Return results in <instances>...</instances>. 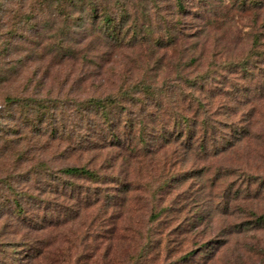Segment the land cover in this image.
I'll use <instances>...</instances> for the list:
<instances>
[{"label": "rangeland", "instance_id": "rangeland-1", "mask_svg": "<svg viewBox=\"0 0 264 264\" xmlns=\"http://www.w3.org/2000/svg\"><path fill=\"white\" fill-rule=\"evenodd\" d=\"M242 2L0 0V112L14 100L2 113L14 149L0 157L11 264H264V8ZM122 13L133 38L118 43L99 28L102 14ZM141 81L152 94L115 109L119 144L104 125L83 140L100 145L52 135L49 119L37 133L20 107L119 96ZM60 109L74 129L73 107ZM38 161L102 179L75 181L70 196L47 188Z\"/></svg>", "mask_w": 264, "mask_h": 264}, {"label": "trees", "instance_id": "trees-1", "mask_svg": "<svg viewBox=\"0 0 264 264\" xmlns=\"http://www.w3.org/2000/svg\"><path fill=\"white\" fill-rule=\"evenodd\" d=\"M55 1L59 5H62V3L66 1L75 5L77 3L82 4L84 0H55ZM245 4L248 5L250 9L255 10V11L264 8V0H243L241 5L243 6ZM88 13L90 14L92 18H95L96 13H95L94 8L92 7L89 8ZM125 16L127 15L125 13H122L121 16L118 18L119 22L116 23L115 22L116 18H112V16H110L109 14H104V15L102 14L101 16L102 24L99 28L102 31L101 33H103V35L107 37L108 39H111L112 41H115L118 43L122 41L129 42L130 39H132L133 37L129 38L128 30L123 31L122 30L123 28L121 25L123 24V21L125 20ZM121 92H120L121 94L120 93L118 94L119 96L108 95L104 98H93V99H88L84 101L71 102L72 103L71 105H68L70 103L67 104L64 101L63 102H59L56 100H49V101L46 100L45 101L43 99L27 98L25 102L21 103L20 107L27 108L26 113L32 117L30 120L26 122L28 123V125L31 126V128L34 127L37 133H39L43 129L41 125L45 123L46 119H49V121L45 124H47L46 128L52 127L51 128L52 135L59 134V133L62 135L65 132L67 133V136H68L67 138H69V140H72L70 138L72 137L70 134L72 133V131L73 132L76 131L77 132L76 141L78 145H83L82 143L95 144L93 139H90V138L87 142L83 141L87 139L85 138L86 137L85 133L92 132V134H95L96 133L95 127L98 128L99 131H103L101 129L102 128L101 125H104V127L111 132L109 134L111 141H113V143L119 144V143H122V141H120V137H118V134L116 133L114 126L119 125L120 123L119 121L122 117V112L118 114L115 109H117L118 107L119 108L122 107L121 110H126L122 106L123 101L132 103V101H134L135 99L134 98L135 95L138 93H143L145 95L152 94L149 84H146L142 81L131 85L129 89H125ZM13 101L14 100L11 98H6L5 105H4L5 113L7 112V110L9 111ZM69 106L73 107V110L75 114L78 116L79 120L74 125L73 127L74 129L70 131H66V128L62 121L63 111L58 112V109L61 108L60 110H63V108H68ZM4 112L3 111L0 112V157L7 154L11 149H14L12 146L11 140L8 138L9 136L8 130L7 129L4 130L3 121L5 120V115L2 114ZM114 114L115 116L117 115L116 118H113ZM97 117H99V120H97ZM58 118L60 119L59 129L54 128V125L58 122ZM124 123L127 125L128 131L130 130L133 132L135 130L134 129L135 124H133V121L131 119L126 120ZM84 128H86V130H84V136H83L81 132H83L82 130ZM140 128H142V126ZM143 130H144V127H143ZM171 134L173 135L174 132H171ZM184 135L185 133L183 129L182 130L179 129L175 131L176 139L182 140ZM191 135L192 133L190 132L185 136V138H186V141H189L192 144ZM102 136H104V134H102ZM198 143L202 144L203 139L198 140ZM95 145H100V142ZM33 167H34L35 172L37 171L38 173H42V175L45 176V181L48 184L46 185L48 186L47 188L50 187L51 189H54V188L58 189L59 186H62L63 192L66 193L69 191L70 196H73L75 192L79 189V186L76 184L75 181H90L94 183H100L101 182L100 180L102 179L100 177V174H98V172H96L93 169H89L85 165H82V166L71 165V166H65L60 169L54 170L51 167L49 168V166L45 162L38 161L36 165H34ZM6 182H7L6 179L5 180L0 179V183H3V185H5ZM8 190H10L12 194L15 195V197L17 198H22L25 195L29 196L28 193H20L10 186H8ZM2 191H1L0 197H2L1 195H3ZM15 204H16L17 209L21 210V207L19 203H17V201H15ZM44 211L46 212V208ZM255 222L257 225L264 224V215L259 216L255 220ZM14 245H16V243L8 240L7 237L5 236V232H0V264H11L12 262H14L15 258L14 259L9 258L10 250L13 248ZM193 255H194V252L190 253L188 256H184L182 260H186L188 259V257H192ZM209 256L207 257L208 259H209Z\"/></svg>", "mask_w": 264, "mask_h": 264}]
</instances>
